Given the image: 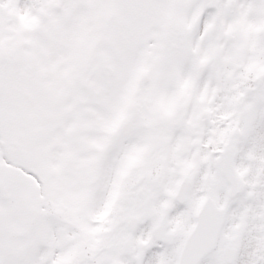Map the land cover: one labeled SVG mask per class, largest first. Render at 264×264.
<instances>
[{
	"label": "snow or ice",
	"instance_id": "obj_1",
	"mask_svg": "<svg viewBox=\"0 0 264 264\" xmlns=\"http://www.w3.org/2000/svg\"><path fill=\"white\" fill-rule=\"evenodd\" d=\"M0 264H264V0H0Z\"/></svg>",
	"mask_w": 264,
	"mask_h": 264
}]
</instances>
